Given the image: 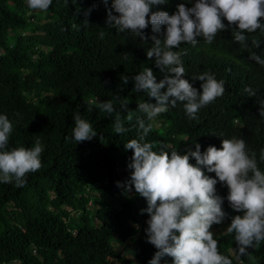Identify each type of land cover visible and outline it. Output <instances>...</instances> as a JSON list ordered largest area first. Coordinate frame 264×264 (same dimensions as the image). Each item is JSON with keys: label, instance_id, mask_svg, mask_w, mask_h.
<instances>
[{"label": "trees", "instance_id": "obj_1", "mask_svg": "<svg viewBox=\"0 0 264 264\" xmlns=\"http://www.w3.org/2000/svg\"><path fill=\"white\" fill-rule=\"evenodd\" d=\"M194 2L167 0L153 10L171 14L179 4L192 7ZM111 5L112 0L107 5L103 0H53L47 12H40L30 11L25 0H0V114L13 125L8 149L31 148L36 141L44 149L42 167L27 174L24 186L0 182V264H149L157 249L145 232L149 215L141 210L147 201L134 185L127 190L134 169L133 150L125 143L142 134L137 117L153 125L145 137L154 143L153 150L166 144L184 155L199 143L203 153L210 145L222 147L223 139H243L264 172V65L250 58L255 53L264 59V31L245 32L246 46L235 41L229 28L211 43L198 37L195 45L182 43L173 49L181 53L184 78L193 87L202 91V81L195 77L209 72L224 81L225 92L202 107L196 119L189 118L178 101L148 121L138 104L155 100L135 90L133 76L149 67L157 82L164 78L155 58L147 57L154 43L151 36L160 33L149 25L143 41L109 26ZM36 20H42L40 29ZM253 39L260 42L258 47ZM107 101L115 108L110 115L97 107ZM129 112L132 121L127 120ZM76 113L96 131L91 140L77 144ZM117 113L125 132L114 131ZM190 163H196L194 157ZM203 171L217 179L216 194L224 198L226 218L211 228L219 229L214 234L219 252L233 264H264V242L248 249L251 261L248 256L236 259L235 234H227V227L232 216L242 213L231 208L227 185L214 172ZM92 202L98 208L95 216L89 210ZM115 243L127 252L120 262L109 259ZM160 264H173V258L164 256Z\"/></svg>", "mask_w": 264, "mask_h": 264}, {"label": "clouds", "instance_id": "obj_2", "mask_svg": "<svg viewBox=\"0 0 264 264\" xmlns=\"http://www.w3.org/2000/svg\"><path fill=\"white\" fill-rule=\"evenodd\" d=\"M52 2L26 0V7L30 11L47 12ZM103 2L107 5L108 0ZM166 2L112 0L107 23L120 32L139 36L143 41L148 39L144 30L149 25L153 33H160L159 37L151 36L154 43L147 50V57L155 58V64L164 73V78L157 82L149 67L133 76L135 90L143 91L155 100V103H139L137 110L144 113L148 121H153L167 112L169 105L175 107L179 101L183 102L188 117L196 119L202 107L224 94V81L205 72L195 77L202 81V91H198L184 78L181 53L173 49L179 48L182 43L195 45L198 37L211 43L218 33L229 28L235 41L246 46L245 32L264 31V0H195L192 7L179 4L178 10L171 14L153 10L154 6ZM90 11L86 10V15ZM85 21L88 22L87 19ZM252 43L256 47L260 44L256 39ZM250 58L264 65V59L259 55L251 53ZM121 79L128 83L127 76ZM165 88L166 91H162ZM245 91L250 96L255 95L251 88ZM121 106L128 108V102L122 101ZM97 107L109 115L115 111L112 101L99 103ZM260 115L264 116V105H261ZM132 119L133 115L129 112L127 120ZM74 122L73 139L76 144L91 140L96 135L92 125L79 113L74 114ZM136 126L142 134L138 139L125 143L126 149L133 150L130 167L134 169L127 190L130 191L134 185L135 191L147 201V208L141 210L149 215L145 232L147 241L157 249L149 264H160L164 256L172 257L173 264H233L228 256L219 252L218 241L211 231L214 224H221L226 218L222 207L224 198L216 194L217 179L206 175L203 169L214 172L219 182L227 185V200L231 208L242 213L231 217L227 234H235L238 246L236 259L248 256L251 261L253 257L248 249L264 242V172L258 167L256 152H250L246 142L237 138L223 139L222 147L210 145L203 153L199 143L195 151L190 150L184 155L166 144H160L158 150H153L154 143L145 141L153 125H146L143 118L137 117ZM12 129L7 115L0 114V182L14 181L16 187H22L26 184L27 174L42 167L44 149L39 141L31 148L19 146L8 149ZM114 131H126L119 113ZM169 148L170 154L165 150ZM190 157L195 158V164L190 163ZM260 160L264 161V149L261 150ZM117 186H120L119 181Z\"/></svg>", "mask_w": 264, "mask_h": 264}, {"label": "rangeland", "instance_id": "obj_3", "mask_svg": "<svg viewBox=\"0 0 264 264\" xmlns=\"http://www.w3.org/2000/svg\"><path fill=\"white\" fill-rule=\"evenodd\" d=\"M35 23L37 25L36 28L37 29H40L41 26H42V20H36ZM122 169H123V167L120 168V170H122ZM129 192H131V190ZM97 209H98L97 208V205L94 202H92L90 204V209L89 210L91 211V213H92L93 216H95V214L97 212ZM78 220H79V215H75L74 216V222H76ZM211 231H213V233L215 234L217 231H219V229L218 230L212 229ZM114 251H115V254L109 253V259L112 262H120V260H121L120 259V256H123L124 254H127L124 246L121 243H115V245H114Z\"/></svg>", "mask_w": 264, "mask_h": 264}]
</instances>
